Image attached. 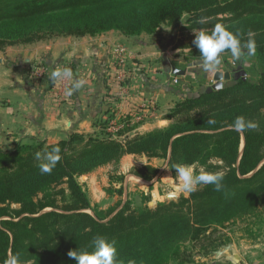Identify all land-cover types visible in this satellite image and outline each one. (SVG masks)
Instances as JSON below:
<instances>
[{
  "label": "trees",
  "instance_id": "1",
  "mask_svg": "<svg viewBox=\"0 0 264 264\" xmlns=\"http://www.w3.org/2000/svg\"><path fill=\"white\" fill-rule=\"evenodd\" d=\"M184 17L185 39L176 47L190 50L187 60L202 59L193 29L211 32L219 23L239 30L245 42L251 32L259 81L233 80L219 91L185 95L167 116L169 127L134 138L73 133L54 145L0 152V264L10 250L32 264H77L69 251H92L89 244L98 235L115 243L121 264L187 263L186 245L208 242L203 250L210 254L211 246L224 243V236L216 237L219 228L264 205V0H0V48L109 31L153 35ZM202 17L207 22L200 24ZM238 116L257 121L259 129L235 132L230 125ZM54 147L61 149V160L51 174H41L36 153ZM127 155L165 160L172 173L175 164L223 172L226 190L200 186L190 197L156 208L135 210L128 202L106 214L86 213L92 208L77 179ZM130 173L151 182L159 169L145 165Z\"/></svg>",
  "mask_w": 264,
  "mask_h": 264
},
{
  "label": "crops",
  "instance_id": "2",
  "mask_svg": "<svg viewBox=\"0 0 264 264\" xmlns=\"http://www.w3.org/2000/svg\"><path fill=\"white\" fill-rule=\"evenodd\" d=\"M169 27L175 26L164 25L153 35L125 36L109 31L0 48V152L39 142L54 145L68 140L73 133L108 134L123 141L169 127L173 121L167 116L183 96L207 92L215 84V72H205L202 65L190 67L191 63H187L201 59L182 60L178 53H188L189 58L190 50L176 47L180 40L175 44L177 33L166 38L164 32L168 33ZM121 59L125 64H120ZM24 64L42 66L44 76L40 80L30 78ZM57 67H70L73 79L53 83L49 76ZM239 67L246 73L247 81H259L256 57L242 65L231 54L223 55L219 72ZM173 68L187 73L176 76ZM75 79L86 83L69 96L67 91ZM242 143L241 151L244 139ZM146 160L145 156L127 155L118 164L117 177H111L112 166L107 165L77 180L82 181L79 184L89 203L104 210L114 204L103 187L119 176L123 181L113 185L123 190V204L137 192L153 196V203L160 202V192L173 185V173L165 160ZM145 165L159 169V175L151 182L130 173L131 169ZM222 247L226 249L220 255L214 253L213 264H264L260 245L244 238Z\"/></svg>",
  "mask_w": 264,
  "mask_h": 264
},
{
  "label": "clouds",
  "instance_id": "3",
  "mask_svg": "<svg viewBox=\"0 0 264 264\" xmlns=\"http://www.w3.org/2000/svg\"><path fill=\"white\" fill-rule=\"evenodd\" d=\"M207 22L206 17L200 18L198 23ZM193 44L199 50L201 56L202 68L205 72H219L223 60V54L229 52L231 57L240 62L242 65L247 62L248 58L255 56L257 45L252 39V33H248L249 39L245 42L243 34L238 30L233 32L226 26L217 23L211 32L200 30L196 31ZM222 75V74H221ZM74 77L73 70L70 67L55 68L51 71L49 78L53 83L63 80H72ZM86 81L75 79L72 86L68 89L69 96L78 92L84 87ZM210 123L214 121H209ZM259 123L249 120L244 116L235 118L230 128L235 132L243 135L250 130H258ZM61 149L54 147L50 151L36 153V159L40 161L39 170L41 174H51L58 162L61 160ZM173 168L176 170L177 180L180 183L181 190L185 193L197 191L200 186L212 185L214 190L222 192L226 190L223 172H207L201 169L198 173H194L193 167L184 164H175ZM92 251L88 250H71L68 253L70 258L77 261V264H121L117 259V248L114 242H110L104 236H95L89 244ZM4 264H32L31 260L21 259V253H12L9 251Z\"/></svg>",
  "mask_w": 264,
  "mask_h": 264
},
{
  "label": "rangeland",
  "instance_id": "4",
  "mask_svg": "<svg viewBox=\"0 0 264 264\" xmlns=\"http://www.w3.org/2000/svg\"><path fill=\"white\" fill-rule=\"evenodd\" d=\"M1 1L6 2L9 0H1ZM185 22H186V17H184L180 21V23L178 24L177 27L167 28L168 33L164 32L165 34H167L166 38L169 39L170 34L173 35V34L177 33L178 35L175 39L176 40L175 44L179 39L184 40L185 36H184V34H182L181 29L186 26ZM185 34H187V33H185ZM178 55L182 58L183 61L187 60V58H188V53H185V52L178 53ZM254 57H256V56H251L248 58V60L254 61ZM190 61L191 60L187 61V63L192 64V61L191 62ZM24 66L26 67V69H25L26 75L29 76L30 78H32L31 72H32L34 67L31 66L30 64L29 65L24 64ZM190 84H191V82H188V85H190ZM188 87H190V86H188ZM115 140H117V139H115ZM242 148H243V143L241 145V149ZM147 160H146V162L152 161V160L149 161L148 158H147ZM111 166H112V171H111L112 176L111 177H113V178L117 177L118 165H111ZM192 167H193L194 173H198L201 169H203V168H200L198 166H192ZM131 170H130V172H131ZM250 176H252V174L249 175V177ZM121 177L122 176H119L118 180H108V184L105 187H103L105 192H106L107 198L110 197L112 199V202L114 205H112L110 208L104 210L100 206H97V205L92 206L90 204L92 210H87L86 213H88L92 216L95 215L94 211H98V212H102V213L106 214L110 209L115 208V207H121V206L123 207L128 202L130 203V206L132 207V209H135V210H142L145 207L156 208L160 202H161L160 204H165V203H168L171 201H178L180 198H183L185 196H187L186 198L190 197V194L192 193V192L191 193H185L181 190V186L177 180L176 173H173L171 175V178H170L171 183L173 185H169L168 190H164V191L160 192V202L156 201V203H153V201H154L153 196L148 197V196L143 195V193H141V192H137V193H135V195L133 197H131V201L129 200V198H127V201H125L123 204V200L121 198V197H123L122 196L123 190L121 188L116 189L113 185L114 183H120L121 181H123V180H119ZM79 182H82V181L78 180V183ZM151 202H152V204H149ZM13 208H19V206L14 205ZM47 211H50V210H46L45 212H47ZM5 220H8V219H5ZM219 236H220V238L222 236H224V238H221L222 241L224 242L223 243L224 246H227L230 243V241H232V242L236 241L237 242V241H240L241 239L244 238L247 241L252 242L253 244L260 245V250L262 251L261 253L263 254L264 253V205H262L261 208L255 214L248 216L246 218H243L242 220H238L235 223L227 224L223 228H219V231H218V234H216V237L219 238ZM208 244H209L208 242H205V243L200 244V245H197V244L196 245H186L187 246L186 247L187 252L189 254L188 262L182 263V261H177V262H173L172 264H213V262L215 261L214 253L221 251V250L224 251V248L221 245L215 249L214 248L210 249L212 247L211 246L209 248V250H211L212 252L210 254H206L203 249L206 246H208Z\"/></svg>",
  "mask_w": 264,
  "mask_h": 264
},
{
  "label": "water",
  "instance_id": "5",
  "mask_svg": "<svg viewBox=\"0 0 264 264\" xmlns=\"http://www.w3.org/2000/svg\"><path fill=\"white\" fill-rule=\"evenodd\" d=\"M189 65H190V67L201 66L202 63H201V61H195ZM172 72L176 76H185L187 73L186 70L182 71V70H178L176 68H173ZM205 77H207V76L205 75ZM212 80L215 82V84L207 89V93L219 91V90L224 88L226 83L232 82L233 80H235V81L242 80L245 82V81H247V75L244 72V70L241 67H239L236 70H232V71H228V72H215L212 76ZM224 249H226V248L224 247ZM221 253H222L221 251H218L215 254L220 255Z\"/></svg>",
  "mask_w": 264,
  "mask_h": 264
},
{
  "label": "built area",
  "instance_id": "6",
  "mask_svg": "<svg viewBox=\"0 0 264 264\" xmlns=\"http://www.w3.org/2000/svg\"><path fill=\"white\" fill-rule=\"evenodd\" d=\"M119 62H120V64H125V61L124 60H119ZM44 69L42 68V66H39V65H37V66H34V68H33V70H32V72H31V74H32V78L33 79H41L42 77H43V75H44ZM174 82H175V84H177L178 83V81L177 80H174Z\"/></svg>",
  "mask_w": 264,
  "mask_h": 264
}]
</instances>
